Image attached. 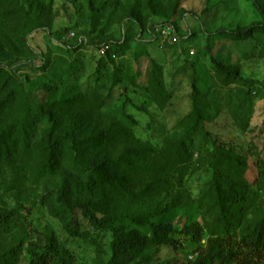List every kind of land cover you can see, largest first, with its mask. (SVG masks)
<instances>
[{"label":"rangeland","instance_id":"rangeland-1","mask_svg":"<svg viewBox=\"0 0 264 264\" xmlns=\"http://www.w3.org/2000/svg\"><path fill=\"white\" fill-rule=\"evenodd\" d=\"M262 2L0 0L5 56L19 55L23 26L34 28L26 38L33 63L19 60L14 69L25 95L39 97L43 115L55 111L63 128L78 126L83 137L102 130L115 136L88 154L121 157L112 172L116 192L93 200V209L124 233L147 234L119 220L130 213L160 216L176 231L172 236L182 248L146 245L130 264H187L198 247L215 241L225 253L235 252L246 227L264 216V174L257 168L264 164V24L255 9ZM166 26L171 42L157 36L156 29ZM250 30L246 40L218 35ZM106 45L116 52L113 66L98 77L112 99L95 110L82 93L97 84L93 74L107 61ZM60 101L69 104L53 108ZM123 102L128 116L118 111ZM24 110L20 101L13 103L8 121ZM41 152L36 141L25 156L3 163L0 212L12 211L21 224L0 240V260L48 264L41 255L50 250L57 259L51 264H106L109 230L91 227L74 212L75 234L69 235L50 214L59 207L61 176L37 177ZM215 185L229 229L215 223ZM192 225L201 231L198 242L183 232Z\"/></svg>","mask_w":264,"mask_h":264},{"label":"trees","instance_id":"trees-1","mask_svg":"<svg viewBox=\"0 0 264 264\" xmlns=\"http://www.w3.org/2000/svg\"><path fill=\"white\" fill-rule=\"evenodd\" d=\"M262 4L255 6V9L258 10L264 24V2ZM260 29L264 32V25ZM33 31L34 28L29 25L22 27L20 36L24 43L21 45L19 55H15L16 57L5 56L6 50H3V46L0 44V80H3L0 85V178L5 170L2 167L3 163L12 162V159L17 161L20 156L23 157L27 152H30L36 141H40L42 163L36 172L37 177H51L56 174L61 176L60 187L55 199L59 207L50 211V214L58 218L69 235L75 234L71 217L74 212H78L85 218L91 227L98 230H109L112 237L110 241L111 256L106 264H130L138 251L150 244L182 248L179 240L172 236L176 233L172 225L162 222L163 218L160 216L144 213L134 216L130 213L119 217V220H125L137 227L138 230H145L147 233L146 235L129 234L107 224L109 219L101 217L100 210L93 209L94 207L91 206L93 200H106L116 192L118 185L113 182L112 172L121 162V157L111 159L108 156L89 157L88 154L101 148L104 140L115 139V136L109 130H102L97 134L83 137L78 126L63 128L61 119L55 114V111L43 115L41 108H38L39 97L36 95H33L32 98L27 97L23 89L17 85L14 69L18 61L33 63L32 51L26 44L27 36ZM221 34H228L234 40H246L252 36L253 30L218 33V35ZM106 46L108 48L104 51L107 61L99 62L93 74V77H97V79L94 78V83L97 84L94 85L90 94L88 89L81 92L85 97H88L95 110L108 107L112 99V92L104 90L101 79L98 77L102 73L105 74L107 67L113 66V61L110 58L114 57L116 52L112 46ZM211 61L215 66L219 65L215 63L214 59ZM16 101L23 103L25 110L21 117L8 121L9 109ZM62 104L68 105L69 101H60L56 104L54 102L52 106L56 108V105L60 107ZM118 111L123 116H128L125 112L124 102ZM16 142H18L19 148L13 149L12 146ZM11 148L14 152L11 151ZM66 165L69 166V171L64 169ZM257 168L264 174L263 163L261 165L257 163ZM215 189L214 204L219 213L215 223L222 227L225 225V229H229L230 227L227 226L229 220L226 217V213L229 212L224 209L222 190L217 185H215ZM237 196L242 197L241 195ZM18 224L21 223L12 211L0 212V240L14 232ZM183 232L190 236L194 242L199 241L201 231L198 225L185 227ZM236 244V251L230 253H225L223 246L217 244L216 241L209 248L198 247L195 251L196 257L187 264H230L232 258L234 261L237 260L234 264H264V216L248 225ZM232 254L235 256L232 257ZM51 256L52 253L49 250L45 255H41V262L51 264L57 260ZM10 258L12 257L1 259L0 264H9ZM10 264H14V262Z\"/></svg>","mask_w":264,"mask_h":264},{"label":"built area","instance_id":"built-area-1","mask_svg":"<svg viewBox=\"0 0 264 264\" xmlns=\"http://www.w3.org/2000/svg\"><path fill=\"white\" fill-rule=\"evenodd\" d=\"M156 32H157V36L163 39H167L169 42L175 40L174 37H170L173 32L171 27L168 26L163 28L160 27L156 29ZM107 48H108L107 46L103 47L102 51L106 50ZM191 54H193V52H191Z\"/></svg>","mask_w":264,"mask_h":264}]
</instances>
